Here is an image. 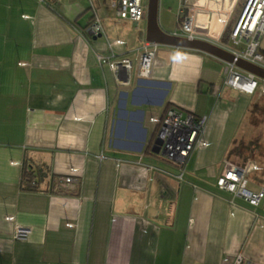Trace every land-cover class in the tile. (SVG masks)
<instances>
[{
	"label": "crops",
	"instance_id": "obj_1",
	"mask_svg": "<svg viewBox=\"0 0 264 264\" xmlns=\"http://www.w3.org/2000/svg\"><path fill=\"white\" fill-rule=\"evenodd\" d=\"M93 4L100 37L89 0H0V264H234L237 254L264 264V198L251 206L215 186L224 160L240 158L258 166L248 189L264 190V126L247 138L258 97L221 85L224 62L198 50L176 58V47L158 45L150 77L139 78L146 22ZM204 16L216 35V16ZM112 53L131 58L129 73L98 64ZM172 108L206 116L207 144L182 180L152 151L161 128L149 118ZM70 168L79 186L51 193V178Z\"/></svg>",
	"mask_w": 264,
	"mask_h": 264
},
{
	"label": "built area",
	"instance_id": "obj_2",
	"mask_svg": "<svg viewBox=\"0 0 264 264\" xmlns=\"http://www.w3.org/2000/svg\"><path fill=\"white\" fill-rule=\"evenodd\" d=\"M240 0H234L229 6L219 3L218 7L209 6V0H180L176 14V29L173 35L193 39L208 40L222 48L230 51L236 59H240L258 66L264 71V0H242V5L238 10L236 19L228 35L227 44L220 43V36L228 27L229 20L233 15ZM93 9V16L89 24V31L93 36L104 35L102 20L98 16L93 0H89ZM107 4L114 10L117 17L138 24L145 21L146 2L144 0H107ZM228 7V8H227ZM212 12L218 15L219 22L223 23V28L218 38L213 39L206 29L207 23L204 15ZM205 28V29H204ZM119 39L109 44H120ZM158 44L142 39L135 49L137 54V75L139 78H149L152 72L155 52ZM176 58L180 57L178 48L174 53ZM98 64H107L110 69L118 74L120 70L126 73L132 68V60L127 56L115 57L112 53L109 56H97ZM224 62L222 69V83L239 93L263 97L264 79L255 74L238 67L234 62ZM206 116H196L192 113H183L182 110L172 108L162 117L161 121L157 117L151 116L149 121L159 123L162 130L161 143L158 155L167 162L177 166L179 173L176 178L183 179L185 172V162L191 152L197 147L206 146L203 139V129ZM100 160L107 158L102 152L97 156ZM136 164L144 165L140 161ZM150 170L155 169L152 165H146ZM257 164L247 162L245 165L236 164L229 160H224L222 168L215 180V186L219 190L226 191L232 196L242 198L251 206H258L264 198V190H249L248 173L257 169ZM80 184L79 172L76 168H70L69 174L53 176L48 184L51 193L69 194ZM7 220L11 218L5 217ZM71 226V224H68ZM22 232L19 227L14 230V238H19ZM234 264H243V256L237 254Z\"/></svg>",
	"mask_w": 264,
	"mask_h": 264
},
{
	"label": "water",
	"instance_id": "obj_3",
	"mask_svg": "<svg viewBox=\"0 0 264 264\" xmlns=\"http://www.w3.org/2000/svg\"><path fill=\"white\" fill-rule=\"evenodd\" d=\"M158 5H159V0H146V16H145L146 41L158 45L198 50L207 53L211 56H214L222 61L234 62L238 67H241L255 74L256 76L264 79V71H262L261 68L240 59L235 60L234 55L230 51L222 48L216 43L203 39L189 40L188 38L176 36L163 30L158 22ZM95 37H100V35ZM161 135H162V130H160V132L157 135V138L155 139L152 148V151L154 153H158L159 151V146L161 143Z\"/></svg>",
	"mask_w": 264,
	"mask_h": 264
},
{
	"label": "rangeland",
	"instance_id": "obj_4",
	"mask_svg": "<svg viewBox=\"0 0 264 264\" xmlns=\"http://www.w3.org/2000/svg\"><path fill=\"white\" fill-rule=\"evenodd\" d=\"M146 0H144V3ZM232 0H225L224 4L229 6L231 4ZM180 4V0H159L158 5V22L159 25L163 30L169 33H173L176 29V14L177 9ZM242 5V0L239 1L233 15L231 16L228 28L231 29L232 24L234 20L237 17L238 10L240 6ZM110 8V7H109ZM210 25L214 27L216 25L215 18L211 20ZM212 30V28H211ZM227 46L230 48L232 47V44L230 42H227ZM180 50L183 48H179ZM214 75V80L220 81V75L217 73H212ZM255 104L252 107V112L250 115H248L247 123L255 124L252 129H247L248 134L247 138L251 139L253 142H256L258 140V137L260 136L261 131L263 130L264 126V96L258 97L255 99ZM249 128V127H248ZM257 156V152H255V157ZM237 164H240L242 161L240 158L233 159Z\"/></svg>",
	"mask_w": 264,
	"mask_h": 264
},
{
	"label": "trees",
	"instance_id": "obj_5",
	"mask_svg": "<svg viewBox=\"0 0 264 264\" xmlns=\"http://www.w3.org/2000/svg\"><path fill=\"white\" fill-rule=\"evenodd\" d=\"M90 22H91V20H90ZM229 32H230V29L227 27L224 30L223 34L220 36V43L227 44ZM29 174H31V173H29ZM26 176H27V174H26ZM32 182H33V180L30 177H27V179H25V182H24L25 183L24 187L26 189L36 190V185L34 184V186H33Z\"/></svg>",
	"mask_w": 264,
	"mask_h": 264
},
{
	"label": "bare ground",
	"instance_id": "obj_6",
	"mask_svg": "<svg viewBox=\"0 0 264 264\" xmlns=\"http://www.w3.org/2000/svg\"><path fill=\"white\" fill-rule=\"evenodd\" d=\"M220 1V0H219ZM221 3V2H220ZM210 6V5H209ZM211 13V12H210ZM215 21H216V24H217V26H218V31H217V34L216 35H213V34H209L213 39H216V38H218V36H219V34H220V32H221V30H222V28H223V23L222 22H219V20H218V15H216V17H215Z\"/></svg>",
	"mask_w": 264,
	"mask_h": 264
}]
</instances>
